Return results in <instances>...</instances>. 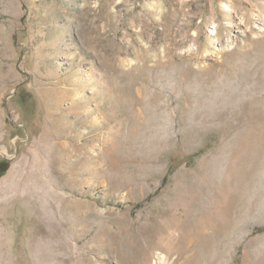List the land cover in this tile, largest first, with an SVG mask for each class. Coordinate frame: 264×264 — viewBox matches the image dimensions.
Listing matches in <instances>:
<instances>
[{
    "label": "rangeland",
    "instance_id": "1",
    "mask_svg": "<svg viewBox=\"0 0 264 264\" xmlns=\"http://www.w3.org/2000/svg\"><path fill=\"white\" fill-rule=\"evenodd\" d=\"M0 187V264H264V0H0Z\"/></svg>",
    "mask_w": 264,
    "mask_h": 264
},
{
    "label": "bare ground",
    "instance_id": "2",
    "mask_svg": "<svg viewBox=\"0 0 264 264\" xmlns=\"http://www.w3.org/2000/svg\"><path fill=\"white\" fill-rule=\"evenodd\" d=\"M214 32H216L215 30H213L211 33L212 34H214ZM59 144V143H58ZM5 151V150H4ZM6 152V151H5ZM254 155V154H253ZM233 166V165H232ZM231 168V167H230ZM243 168V167H242ZM259 168V167H258ZM239 169H241V168H239ZM45 170V169H44ZM228 170V169H227ZM235 170V169H234ZM14 171V167L11 169V171H10V173L8 174V176L10 177L11 176V174H12V172ZM239 171V170H238ZM244 171V170H243ZM43 172H45V171H43ZM237 172V171H236ZM244 173V172H243ZM47 174V173H46ZM236 174V173H235ZM242 175V174H241ZM238 177V176H237ZM8 178V177H7ZM242 179H243V177H242ZM241 179V180H242ZM6 181V180H5ZM36 182V181H35ZM7 183V182H6ZM236 184V183H235ZM3 186V185H2ZM1 188V187H0ZM1 192V191H0ZM46 193V192H45ZM3 194V193H2Z\"/></svg>",
    "mask_w": 264,
    "mask_h": 264
}]
</instances>
